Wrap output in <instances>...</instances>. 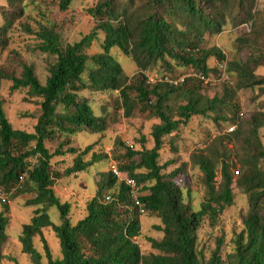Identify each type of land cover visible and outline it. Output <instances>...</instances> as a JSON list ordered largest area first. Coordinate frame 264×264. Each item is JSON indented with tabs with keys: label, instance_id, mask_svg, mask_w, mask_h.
<instances>
[{
	"label": "trees",
	"instance_id": "obj_1",
	"mask_svg": "<svg viewBox=\"0 0 264 264\" xmlns=\"http://www.w3.org/2000/svg\"><path fill=\"white\" fill-rule=\"evenodd\" d=\"M71 1L58 0L59 9L66 10ZM35 10H40L38 0H0V57L11 32ZM87 13L94 26L77 41L63 42L45 26L35 32L39 49L52 57L43 82L30 64H22L18 75L0 64V90L10 83L11 90L39 98L32 131L12 126L0 98V188L8 195H29L26 203L35 206L18 237L22 253L31 264H264V102L242 117L237 95L255 87L264 92V74L257 72L264 66V0H94ZM242 24L248 31L235 38L231 58L208 43V37ZM99 33L101 51L91 54L88 49ZM114 50L134 62L133 75L124 71ZM210 59L223 64L226 76L221 91L212 96L196 77L177 85L147 83L149 71L173 75L191 69L220 78ZM85 91L117 96L125 117L137 108L159 121L150 132L151 147L142 142L135 150L119 137L112 146L115 169L136 182L141 205L112 169L98 171L85 214L72 222L71 202L61 200L54 183L107 157L92 144L80 148L73 143L78 133L103 132L108 125L109 116L94 112ZM196 117L211 120L217 134L203 138L202 147L187 149L188 160L165 171L162 151L176 153L181 128ZM231 126L230 132L223 131ZM187 167L201 173L198 209L184 199L177 182ZM234 188L245 196L247 209L229 238L216 237L207 253L199 247V231L204 222L217 223L234 201ZM50 207L57 209L58 223L52 222ZM7 212L4 203L0 264L6 257ZM145 214L159 221L153 225L158 236L148 237L149 250L142 251L135 237L141 230L139 216ZM47 227L58 238L60 257L51 254L42 236ZM35 236H40L43 251L35 247Z\"/></svg>",
	"mask_w": 264,
	"mask_h": 264
},
{
	"label": "rangeland",
	"instance_id": "obj_2",
	"mask_svg": "<svg viewBox=\"0 0 264 264\" xmlns=\"http://www.w3.org/2000/svg\"><path fill=\"white\" fill-rule=\"evenodd\" d=\"M38 3L40 10H35L31 15L23 18L24 25L18 26L11 32L9 45L0 57V64L6 72L14 75L19 74L22 64H30L34 67L37 77L43 82L47 75V67L52 62V57L39 49L40 40L36 38L35 32L39 30L40 26H45L56 31L63 42L71 43L79 40L83 35L89 33L94 26V20L87 13V9L93 5L94 0H72L66 10L59 9L58 0H38ZM247 31L248 26L245 24L234 29L225 28L218 35L208 37L207 41L210 45L218 46L227 58H231L234 53L235 38L240 33ZM101 41L102 33H99L97 40L92 42L88 52L91 54L100 52ZM113 54L128 75H133L136 72V66L129 57L116 50L113 51ZM208 62L211 66L216 65L221 74L220 78L218 75H210L208 81L203 83L205 84L204 92L212 96L221 91V82L226 80V76L223 73V64L217 63L214 59H210ZM179 70L173 75L164 72L154 74L152 71L147 74L151 78H158L161 76L160 74L175 77L192 71L191 69ZM257 72L264 74V66L259 67ZM262 88H264V85ZM85 94L90 97L91 106L96 114L105 113L106 116H109L108 125L103 132L89 133L83 131L78 133L74 137L73 143L80 148L92 144L95 152L107 154V157L93 164L86 172L64 177L54 183V190L61 200L71 202L72 207L69 218L72 222L85 214V203L95 193V174L98 171L106 172L114 167L111 152L113 151L112 146L115 139L121 138L126 145L135 150L141 148L142 142L144 146L149 148L152 146L150 136L152 126L159 121L157 118L142 114L137 108L133 109L130 117H125L122 108H117L119 100L113 94L107 92L88 93V91H85ZM237 95L241 105L239 113H242V117L248 115L258 103L264 102V92L260 93L256 87L240 90ZM0 98L12 126L17 129L32 131L39 114V98L30 97L25 90H11L10 83L2 84ZM113 117L115 121H113ZM218 130L211 120L200 117L193 118L181 128L176 142V153L168 149L162 151L160 162L166 164L165 171L175 169L181 163L186 162L188 160L187 149L193 150L195 147H202V139L214 137ZM223 131L230 132L228 127ZM260 137L264 143V127L260 129ZM200 176L201 173L198 169L187 167L186 172L177 178L184 199H189L194 209H198L200 202L203 200V187ZM216 178H219V174ZM234 194L233 203L223 210L217 223L210 226L207 222H204L199 231V247H202L207 253L214 248L216 237L226 236V239L229 238L231 230L236 228L239 223V216L245 213L247 209L245 196L236 188H234ZM29 198V195L21 193L16 196L7 194L8 201L6 202L0 200V211L3 209V204L6 203L9 217L7 240L2 248L6 257L1 264H31L27 256L22 253L18 241L22 225L29 222V217L35 207L26 203ZM47 212L52 222H59L58 211L55 207H50ZM139 219L141 230L140 235L135 237V241L138 242L142 251H147L149 250L147 238L158 236V232L153 228V225L159 221L146 214L139 216ZM42 236L46 240L51 254L54 257H60L59 241L53 231L49 227L43 228ZM34 245L38 250L43 251L40 236H35ZM9 257L12 259H9Z\"/></svg>",
	"mask_w": 264,
	"mask_h": 264
},
{
	"label": "built area",
	"instance_id": "obj_3",
	"mask_svg": "<svg viewBox=\"0 0 264 264\" xmlns=\"http://www.w3.org/2000/svg\"><path fill=\"white\" fill-rule=\"evenodd\" d=\"M188 77H196L198 79L204 80L205 82L208 81V77H205L201 72H199V71L197 72V71H193L192 70L188 74H181V75H177L175 77L160 76L158 78H151V77L148 76L147 77V83L168 82L170 84L177 85V84L183 83ZM233 127L234 126L229 127V130L231 131L233 129ZM111 169L114 171V173L117 176L118 180H123L125 182V184L129 186L130 191H131V193L133 195V198H134V203L136 205L140 206L141 204H140V202L138 200L136 182L132 178L124 177L118 171H116L115 164H114V167L111 168ZM106 199H108V197H106ZM0 200L2 202L8 201L7 193L3 192L1 189H0ZM140 212H142V210Z\"/></svg>",
	"mask_w": 264,
	"mask_h": 264
}]
</instances>
